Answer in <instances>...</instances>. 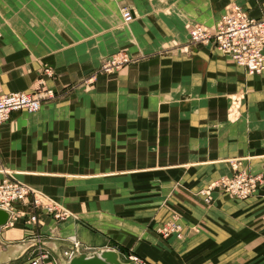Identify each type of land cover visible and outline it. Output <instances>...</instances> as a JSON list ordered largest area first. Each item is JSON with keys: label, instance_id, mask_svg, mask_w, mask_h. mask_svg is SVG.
Masks as SVG:
<instances>
[{"label": "crops", "instance_id": "1", "mask_svg": "<svg viewBox=\"0 0 264 264\" xmlns=\"http://www.w3.org/2000/svg\"><path fill=\"white\" fill-rule=\"evenodd\" d=\"M233 3L264 14V0H0V86L28 92L50 67L55 76L45 73L44 83L62 94L0 124V164L69 201L72 216L44 240L60 264L74 250L72 234L91 246L112 239L150 264H264V184L239 200L213 190L211 204L194 193L232 175L230 161L264 175V71L249 76L211 46L188 45L191 23L212 26ZM124 8L134 15L129 25ZM123 48L139 59L84 82ZM240 91L242 115L229 121L230 96ZM151 173L165 196L159 205L131 209L112 197L128 176ZM98 177L117 186L88 190ZM165 208L181 215L179 241L147 227ZM32 232L0 227V251L36 242L26 238ZM31 249L0 264H24Z\"/></svg>", "mask_w": 264, "mask_h": 264}, {"label": "rangeland", "instance_id": "2", "mask_svg": "<svg viewBox=\"0 0 264 264\" xmlns=\"http://www.w3.org/2000/svg\"><path fill=\"white\" fill-rule=\"evenodd\" d=\"M125 9L126 8H124L123 11ZM262 17H264V14H262L259 18H262ZM188 37H189V34H188ZM194 38H193V35L191 38L189 37V40H190L188 43L189 46H191V45H193V46L209 45L215 49V45H214L213 41H211V42L205 41V43H204L201 40H196V38L195 39ZM188 45H187V47H188ZM127 56H130L129 60L126 59ZM138 59H139V57H137L134 54H130L127 49H124V48L119 49L117 52L112 53L111 55L103 58L101 60V63H99V65L95 68V72L93 73V75L84 82L87 83L88 85H91V83L93 81V77L96 74L117 73L121 69H123L125 66L133 64V62H136ZM114 62H116L115 65L113 64ZM107 65H110V66H107ZM43 66H45V65H43ZM44 68L45 67L40 69L39 75H38L36 81L33 83L32 89L28 91L29 93H33L35 91H38V89L42 88V86H46L44 83V79H43V75H45V70H43ZM48 68L51 70L50 67H48ZM263 71H264V69L261 72L256 73V74H261ZM54 76H55V73L53 71L52 77H54ZM46 87L50 88L49 86H46ZM53 95L54 96L52 98H47V100H45L43 102V104H47L48 101L59 98L62 96V94H59L54 90H53ZM244 96H245V93H243L242 91L236 92L235 94L230 96L229 105L227 107L228 108L227 109V116H228L227 119L229 121H235L242 115V110H243L242 102H243ZM7 123L11 124V119H9L7 121ZM229 163H230V166L232 167V169L235 170V172L232 175H234L240 171V169H238V166H236V162L234 163V161H230ZM0 168H5V169L7 168V169L11 170L13 172V178L14 179H16L20 183L21 182L24 183L25 185H27L32 190L30 196L26 197L21 202H16L13 205V208H14V214L12 216L13 218L11 219V221H9V223L2 226V228H8V227H20V228L25 227V228H27V227H29L32 229L33 232L31 233L30 236H26V238L31 237L32 240H35V241L50 240L53 237H57L56 231L54 230L55 229L54 225L59 224L60 222L65 221L67 218L72 216L71 211L68 207V202H69L68 199L66 197L62 198L61 196L50 195L42 187H39L37 185L35 186L31 182L26 181L20 175L15 174L14 168H11V165L0 164ZM232 175H230V176H232ZM258 175H261L262 179L264 180V175H262V174H258ZM230 176H228V177H230ZM128 177H130V180L128 181L129 186L123 187V188L118 187V190H115L113 192L112 197H115L114 199H116V201H123L124 200V205L128 204V207H130L132 209V208H134L132 206H136L138 204L145 205V203H150L149 205L152 204V206L153 205H159L160 200L164 199L165 196L162 197V194L159 190L161 183L159 182L160 179L156 173H151L149 175L137 174L136 176L132 175V176H128ZM224 177L228 178L227 175H224L223 178L222 177L221 178L224 179ZM94 179H98V180H94ZM94 179L89 178L87 180V183L85 184V186H87L88 190H92V187H94V186L95 187L97 186L96 188H98V190L108 189V186H110V185L117 186L115 184H110V183L107 184L106 181L102 180L105 178H102V177H98V178H94ZM215 181L216 180H213L209 184L199 187L194 192L195 195L201 197L204 200V202H206L208 204H211V202L213 201V198H214L212 196L213 190H217L218 192H220L222 194H228V195H230V196H232L238 200L242 199L240 197L238 198L235 195H232L231 193L226 191V189L224 190L220 187H214V189L213 188H212V190L210 189L209 196H211V197L208 201H206L204 199L205 194L202 191L209 192L208 188H210V186ZM263 184H264V182L261 185H259V187L262 186ZM176 185H177V183H176ZM140 186L142 188H137ZM145 186L149 187V189H144L143 187H145ZM150 187H152V188H150ZM259 187H258V189H259ZM258 189L254 192V194L257 193ZM254 194L252 196H254ZM108 195H110V194H108ZM33 196L39 197V199L42 203L39 205L35 204V202H33ZM252 196H250V197H252ZM110 197H111V195H110ZM250 197H248V198H250ZM146 199H149L150 201H147ZM244 199H247V198H244ZM156 203H158V204H156ZM45 204H48V205L45 206ZM50 206H52L53 209L56 210L58 213L64 214L63 217L65 219L64 218H62V219L56 218L54 216V214H55L54 211L49 212L47 210V207H50ZM128 207H127V211L130 212L131 209H129ZM142 209L145 210V208H142ZM127 211L125 210V212H127ZM145 211H147V209ZM30 216L36 217L35 222L30 220L31 219ZM151 218H153V219H151ZM145 220H147V219L145 218ZM148 222L149 223L147 224V227H149L154 232H156V234L165 241L174 240V239H175V241H179L183 238L184 226L182 225L181 215L178 212H176L175 209L173 210L172 208H169V210H168L165 208L164 213L160 214L159 216H157L156 214L153 215V217L148 218ZM165 232H167V233H165ZM72 236H73V234L71 236L69 235L67 237L68 241L71 244L74 243L71 239ZM106 243H107V245L99 244L96 246H91V245L83 243L82 241L81 242L79 241L78 244H79L80 251L81 250L86 251V252L87 251H94V249H96L98 247L103 248V249L113 248V249L120 251L121 254L123 255V257L129 258V259L136 258L140 264H150L149 262L142 260L141 257H138V255H136L135 251L131 248H127L124 250V248H122L119 243H117L116 241H114L112 239L108 240ZM35 249H36V247L32 248L31 252Z\"/></svg>", "mask_w": 264, "mask_h": 264}, {"label": "built area", "instance_id": "3", "mask_svg": "<svg viewBox=\"0 0 264 264\" xmlns=\"http://www.w3.org/2000/svg\"><path fill=\"white\" fill-rule=\"evenodd\" d=\"M230 7L231 12L221 15L219 21L212 26L203 27L200 23H191L192 28H190L189 37L191 38L193 35V38L195 37L196 40H201L204 43L205 41H213L217 51L231 58L236 64L245 67L247 74L259 73L264 69V17H253L247 9L236 3H233ZM123 17L125 21H130V12L125 11ZM126 59L129 60L130 56H127ZM115 63L113 64L115 65ZM44 70L49 75L53 74V71L48 67ZM53 96V90L46 86H42L33 93L21 90L6 92L0 86V124L7 121L13 111L24 110L33 113L39 110L43 102ZM222 178L216 180L208 188L209 192L202 191L205 194L204 199L206 201L210 199V189L212 190L214 187L226 189L232 195L244 199L252 196L259 185L264 182L261 175H252L244 170H240L228 178ZM31 192V188L13 178L11 170L0 168V208L9 211L8 223L13 218V205L30 196ZM33 202L37 205L42 203L37 196H33ZM47 210L49 212L54 211L56 218H64V214L58 213L52 206L47 207ZM30 217V220L35 222L36 217ZM73 244L74 250L63 252L66 259L73 255L75 249L79 250V245ZM131 259L137 261L136 258ZM24 264L60 263L49 248L39 245L30 253Z\"/></svg>", "mask_w": 264, "mask_h": 264}, {"label": "water", "instance_id": "4", "mask_svg": "<svg viewBox=\"0 0 264 264\" xmlns=\"http://www.w3.org/2000/svg\"><path fill=\"white\" fill-rule=\"evenodd\" d=\"M9 211L0 208V227L6 225L9 220ZM43 245L50 248L47 241L26 242L22 245L13 244L7 247V251H0V263L20 257L30 248ZM64 264H140L133 259L123 258L119 251L110 249H97L86 252L75 249L73 255Z\"/></svg>", "mask_w": 264, "mask_h": 264}, {"label": "bare ground", "instance_id": "5", "mask_svg": "<svg viewBox=\"0 0 264 264\" xmlns=\"http://www.w3.org/2000/svg\"><path fill=\"white\" fill-rule=\"evenodd\" d=\"M125 11H129L130 12V14H131V20L130 21H125V19H124V23L126 24V25H129V23L130 22H132V20L134 19V15H132V11H131V9H125L123 12H122V16H123V13L125 12ZM231 12V7H228V9H227V11H226V13L225 14H229ZM203 26V25H202ZM205 27H207L206 25H204ZM203 26V27H204ZM189 28H192V26H189ZM189 32H190V29H189ZM189 41V40H188ZM224 55V54H223ZM226 56V55H225ZM65 219V218H64ZM72 239V238H71ZM77 240V239H76ZM76 245H79L78 243H76L74 240H72ZM80 249V248H79Z\"/></svg>", "mask_w": 264, "mask_h": 264}]
</instances>
